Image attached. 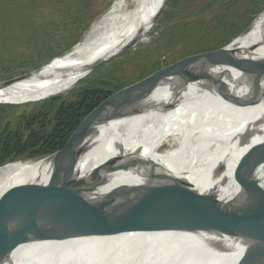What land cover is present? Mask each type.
<instances>
[{
  "label": "bare ground",
  "instance_id": "obj_1",
  "mask_svg": "<svg viewBox=\"0 0 264 264\" xmlns=\"http://www.w3.org/2000/svg\"><path fill=\"white\" fill-rule=\"evenodd\" d=\"M164 1L118 2L77 45L41 72L0 83V103L65 94ZM181 66L162 72L154 79V88L142 96V92L127 95L110 107L63 165L61 177L69 176L59 182L61 195L92 182L118 160L132 157L163 166L199 191L215 189L224 200L240 188L249 197L264 199V21L235 46L182 67L188 74H207L208 79L179 78ZM48 165L49 158L42 157L0 167V223L11 207L20 219L32 212L24 189L44 184ZM135 181L131 173L121 172L104 189ZM120 214L127 220L103 235L22 243L12 253L13 262L264 264L263 227L197 224L136 199L126 201Z\"/></svg>",
  "mask_w": 264,
  "mask_h": 264
},
{
  "label": "water",
  "instance_id": "obj_2",
  "mask_svg": "<svg viewBox=\"0 0 264 264\" xmlns=\"http://www.w3.org/2000/svg\"><path fill=\"white\" fill-rule=\"evenodd\" d=\"M222 49L186 57L169 67L161 68L142 81L112 94L89 113L60 150L45 156L49 158L46 182L24 189L32 204V212L25 219H20L16 209L11 207L9 210L5 217L7 228L0 233V264H14L12 253L22 243L103 235L115 224L127 220L120 211L122 205L130 199H136L147 207L197 224L231 229L264 228V199L249 197L245 190L240 188L233 197L224 200L215 189L199 191L163 166L138 158L118 160L87 185L66 195L59 193V182L69 176L61 177L63 165L79 142L93 130L115 102L137 92H142L139 94L142 96L145 91L154 88V79L162 72L180 64H183L182 69L190 60L215 55ZM238 64L239 67L242 65L241 62ZM43 69L44 67H41L32 73L41 72ZM179 73V78L208 79L207 74L198 76L188 74L184 70ZM14 80L15 78L5 81L4 84ZM121 172L131 173L136 181L131 185H120L105 190L108 180Z\"/></svg>",
  "mask_w": 264,
  "mask_h": 264
},
{
  "label": "rangeland",
  "instance_id": "obj_3",
  "mask_svg": "<svg viewBox=\"0 0 264 264\" xmlns=\"http://www.w3.org/2000/svg\"><path fill=\"white\" fill-rule=\"evenodd\" d=\"M121 1L126 0H0V83L14 78V81L28 78L37 73L32 72L45 68L77 45L93 23ZM166 2L167 0L117 48L101 59L99 67L117 64L114 79L107 81L112 87L126 85L123 87L126 88L161 68L196 55L189 54L197 50L198 47L193 46L199 42H205V48L209 49L219 47L224 51L231 48L264 21V0H258L254 7L249 5V0H182L169 14H163L157 24L158 18L166 9ZM227 2L229 6H225ZM225 9L236 15L237 28L244 29L228 41H225L223 33H202L199 41L185 38L178 42L175 37L168 47L163 40H158L161 31L178 22H195L204 31L208 21ZM250 17L251 22L245 26ZM30 73L32 74L27 75ZM92 73L79 79L61 96L75 87L86 85ZM46 99L21 104H0L15 106L13 112L5 115L12 121L22 111H29ZM6 228V221L0 223V233Z\"/></svg>",
  "mask_w": 264,
  "mask_h": 264
},
{
  "label": "trees",
  "instance_id": "obj_4",
  "mask_svg": "<svg viewBox=\"0 0 264 264\" xmlns=\"http://www.w3.org/2000/svg\"><path fill=\"white\" fill-rule=\"evenodd\" d=\"M257 2L258 0H249V5L254 7ZM180 3L182 0H167L166 9L158 18L157 24L163 14H169ZM225 6H229V2ZM235 16L225 9L223 13L208 21L204 31L201 30L202 26L195 22H178L161 31L158 40H163L168 47L175 37L178 42L185 38L199 41L202 33L207 35L223 33L225 41H228L244 30L237 28ZM251 19L252 17L245 26L251 22ZM193 47L198 48L189 55L219 48H205V42H199ZM116 65L113 63L104 68L98 66L87 79L86 85L75 87L64 96L40 101L29 111H22L12 121L5 115L13 112L15 106L0 104V167L10 162L42 158L60 150L89 113L109 96L126 86L112 87L109 82L107 83L114 79Z\"/></svg>",
  "mask_w": 264,
  "mask_h": 264
}]
</instances>
